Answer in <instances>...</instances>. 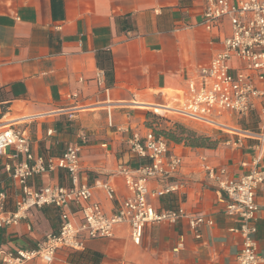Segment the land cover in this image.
<instances>
[{"label":"crops","instance_id":"crops-1","mask_svg":"<svg viewBox=\"0 0 264 264\" xmlns=\"http://www.w3.org/2000/svg\"><path fill=\"white\" fill-rule=\"evenodd\" d=\"M203 8L202 0H0V119L49 113L22 125L31 151L35 156L56 157L68 144L76 145L79 181L107 182L115 190L114 200L99 188L92 191L91 200L110 215L129 194L119 166L136 175V169L147 163L129 152L131 133L142 135L148 128L156 133L174 123L187 126L185 120L148 126L150 108L137 103L170 101L220 48L225 29L207 31L198 25ZM100 50L111 57L110 84L97 65ZM59 109L64 113H54ZM222 119L240 129L260 128L254 112L227 113ZM215 140L214 148L168 140L181 166L165 179L147 182L150 189L181 184L175 193L151 200L152 205L157 211L181 206L187 214L201 215L199 237L190 229L188 218L181 217L147 225L135 245L130 225L121 222L114 225L111 237L86 239L83 252L59 249L53 264H236L242 238L229 229L239 223L226 214L225 195L216 181L206 177L203 166L208 164L217 172L224 168L221 179L238 178L259 155L258 142L242 139L234 144L236 137L231 135L222 139L217 135ZM11 162L0 155V189L8 197L7 211L15 209L19 197L17 184L4 170ZM259 164L264 167V158ZM30 184L70 186L71 181L67 171L58 168L35 175ZM255 201L258 212L252 237L260 255L264 251V185L257 187ZM64 211L51 206L29 209L17 224L0 228V247L34 248L46 234L58 231ZM67 212L74 225L81 222L79 212ZM31 264L44 263L35 259Z\"/></svg>","mask_w":264,"mask_h":264},{"label":"built area","instance_id":"built-area-1","mask_svg":"<svg viewBox=\"0 0 264 264\" xmlns=\"http://www.w3.org/2000/svg\"><path fill=\"white\" fill-rule=\"evenodd\" d=\"M202 1L204 8L197 24L207 31L225 29L220 48L208 65L199 68L196 76L188 79L184 91L176 93L170 101L148 106L157 117L169 123L193 121L235 136L234 144L242 139L258 142L259 155L253 160L251 169L238 178L221 179L224 168L217 172L208 164L203 167L206 177L216 181L218 189L225 195L222 201L226 214L239 223L238 227L229 229L242 238L235 263L264 264V251L260 255L256 252V241L252 237L256 232L258 212L256 189L264 185V167L259 164L264 158V0ZM64 111L59 109L54 113ZM251 112L259 118L258 131L236 128L222 119L227 113L246 116ZM48 115L42 112L0 119V155L12 160L4 165V170L19 189L13 211L6 210L8 197L0 189V228L17 224L33 207L51 206L65 211L61 214L58 231L46 234L34 248L8 250L0 247V264H31L35 259L53 264L59 249L83 251L86 239L111 237L114 225L121 222L130 225V238L135 245L141 242L147 225L174 222L181 217H187L195 237L200 236L199 227L204 222L201 215L187 214L181 206L157 211L152 205L151 200L175 193L181 186L171 183L150 189L147 185L149 180L159 181L171 176L181 166L179 156L170 152L165 136L157 135L151 128L142 135L137 131L131 133L127 140L129 152L137 159H146L147 163L136 169V175L119 166L118 173L123 176L129 194L119 201L113 213L106 215L99 203L91 200L93 188L101 189L109 200L115 199V190L107 182L88 185L79 181L76 145L68 144L56 157L35 156L31 151L29 135L22 125ZM18 156L22 159L18 160ZM58 168L67 171L70 186L34 187L30 184L35 175ZM70 209L79 212L81 222L78 225L69 220L67 211Z\"/></svg>","mask_w":264,"mask_h":264},{"label":"trees","instance_id":"trees-1","mask_svg":"<svg viewBox=\"0 0 264 264\" xmlns=\"http://www.w3.org/2000/svg\"><path fill=\"white\" fill-rule=\"evenodd\" d=\"M97 65L104 70L105 77L107 79V84L112 82V64L110 54L106 50H100L96 53ZM151 119H157L155 116L151 115ZM161 119V118H160ZM150 121L148 126H151ZM157 135L161 134L165 136L167 140L174 143H184L190 147H206L214 148L217 144V140H212L208 136L200 135L195 131L186 128L185 126L174 123L172 126L163 127L160 130H156ZM83 252V251H82Z\"/></svg>","mask_w":264,"mask_h":264},{"label":"rangeland","instance_id":"rangeland-1","mask_svg":"<svg viewBox=\"0 0 264 264\" xmlns=\"http://www.w3.org/2000/svg\"><path fill=\"white\" fill-rule=\"evenodd\" d=\"M171 94H169L170 96ZM148 111H150L149 113L153 116H155V114L153 112H151V110L149 109ZM13 116H7L8 119H11ZM156 117V116H155ZM157 118V117H156ZM6 120V119H4ZM151 121H153V123H163L164 120L160 119L159 117L157 119H151ZM186 128L191 129L193 131H195L196 133L200 134V135H204V136H208L210 137L212 140H215V138L217 137V135L220 137V139H222L223 137L226 138L227 136H230L227 132L224 131H220L218 129H214L211 127H207L204 125H201L199 123L193 122V121H188L185 120L184 121ZM184 126V124H181ZM216 135V136H215ZM233 136V135H231Z\"/></svg>","mask_w":264,"mask_h":264},{"label":"bare ground","instance_id":"bare-ground-1","mask_svg":"<svg viewBox=\"0 0 264 264\" xmlns=\"http://www.w3.org/2000/svg\"><path fill=\"white\" fill-rule=\"evenodd\" d=\"M137 105H139V106H145V107H149L148 105H150V104H144V103H137Z\"/></svg>","mask_w":264,"mask_h":264}]
</instances>
